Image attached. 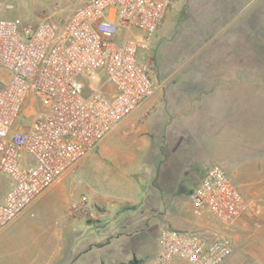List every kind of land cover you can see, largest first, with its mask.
Wrapping results in <instances>:
<instances>
[{"label": "crops", "instance_id": "obj_1", "mask_svg": "<svg viewBox=\"0 0 264 264\" xmlns=\"http://www.w3.org/2000/svg\"><path fill=\"white\" fill-rule=\"evenodd\" d=\"M172 8L152 42L154 94L93 151L91 167L110 183L85 191L62 177L0 232V264H148L162 230L203 225L204 214L182 208L178 181L198 183L206 165L250 188L246 216L223 226L234 248L225 264H264V0ZM141 166L147 198L104 191L131 185Z\"/></svg>", "mask_w": 264, "mask_h": 264}, {"label": "built area", "instance_id": "obj_2", "mask_svg": "<svg viewBox=\"0 0 264 264\" xmlns=\"http://www.w3.org/2000/svg\"><path fill=\"white\" fill-rule=\"evenodd\" d=\"M173 1L88 0L63 24L0 18V232L154 94L138 55L151 50ZM85 73L101 86L90 87ZM190 200L221 226L249 206L219 165L204 171ZM233 251L225 236L165 228L148 264H225Z\"/></svg>", "mask_w": 264, "mask_h": 264}, {"label": "rangeland", "instance_id": "obj_3", "mask_svg": "<svg viewBox=\"0 0 264 264\" xmlns=\"http://www.w3.org/2000/svg\"><path fill=\"white\" fill-rule=\"evenodd\" d=\"M87 1L88 0H0V18H19L24 24L33 25L40 23L42 20H51L54 23L63 24L70 19L74 10L84 5V3H86ZM173 3L169 9L170 11L168 15L172 12ZM156 47H158V45L156 46V43L154 42V44L152 43L151 50L140 51L138 55L140 63L150 68L151 75L153 76L152 78H154V73L156 74L157 71ZM88 75L89 73H85L82 76V80L84 82H86L92 88H98L101 86V79H92L88 77ZM4 77H6V74L3 72V70L0 69V80ZM34 100L35 98L33 94H30L27 98L24 112L19 119L20 124L26 123V110L27 108H31V104L34 102ZM140 113H136L133 118L140 119ZM95 156L96 154H94V152L90 153L86 158L80 160L76 165L68 170L62 177H64L66 181H70L74 185L78 183L79 179L80 189L85 191L88 189V187L96 188V186L98 187L100 184L107 186V183H110L108 181H110L111 176L102 181L99 175L96 173V168H94V166L91 167L92 158H95ZM211 166L213 165H206L204 167L207 169ZM220 167H222L227 172L228 176L231 178L242 196L246 199H250V188L247 184L248 182L242 180L241 177L237 176L233 172L228 171L227 169H225V167ZM131 173V185H129L130 182L128 181L124 183H116L110 185L108 188H104V191L112 192L117 197H125L127 199L133 200H137L138 198H147L149 188L148 183L144 178L145 174L142 166L141 168L138 167L135 169H133L132 167ZM2 180H6V177L0 174V183ZM196 180H194V177L188 174L187 176H185V178L178 181L180 193L182 194L181 199L186 203V205L185 203L182 204V208L185 209L188 206L192 211L191 213L194 215L199 212L195 208H193L192 204H190L187 196V191L196 186ZM84 194L86 193L84 192ZM85 197L87 198L88 195L86 194ZM76 201L77 205H81L80 199ZM201 223H203V225L197 226V228L200 229L199 232L204 233L210 237L225 236L226 238H228L227 231H225L223 226L218 224L211 216L204 215L203 221ZM224 227L227 226L225 225Z\"/></svg>", "mask_w": 264, "mask_h": 264}]
</instances>
